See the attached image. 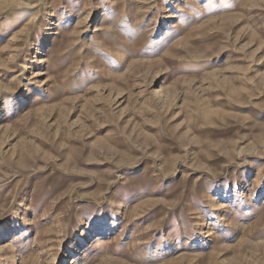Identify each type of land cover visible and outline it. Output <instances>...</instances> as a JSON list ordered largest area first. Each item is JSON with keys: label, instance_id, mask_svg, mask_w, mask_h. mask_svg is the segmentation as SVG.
Here are the masks:
<instances>
[{"label": "rangeland", "instance_id": "rangeland-1", "mask_svg": "<svg viewBox=\"0 0 264 264\" xmlns=\"http://www.w3.org/2000/svg\"><path fill=\"white\" fill-rule=\"evenodd\" d=\"M0 264H264V0H0Z\"/></svg>", "mask_w": 264, "mask_h": 264}]
</instances>
